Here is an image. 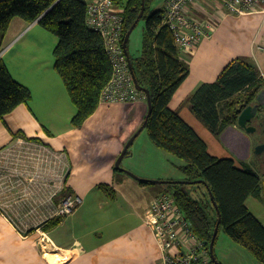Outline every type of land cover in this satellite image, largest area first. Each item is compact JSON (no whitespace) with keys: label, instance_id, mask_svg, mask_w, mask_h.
Segmentation results:
<instances>
[{"label":"crops","instance_id":"1","mask_svg":"<svg viewBox=\"0 0 264 264\" xmlns=\"http://www.w3.org/2000/svg\"><path fill=\"white\" fill-rule=\"evenodd\" d=\"M81 1L90 4L96 0ZM203 6L206 14L190 11L213 22V36L204 39L194 52L180 51L181 59L189 67V75L173 97L170 108L179 112L206 142L212 156L231 159L238 169L255 171L262 180L263 191L261 199H253L264 202V132L256 128L258 121L246 128L238 119V123L215 135L186 103L199 85L215 82L235 59L253 61L264 78V10L237 16L218 12L212 5L203 3ZM165 7L166 3L162 9ZM5 40L0 57L14 80L30 89L32 99L0 120V158H5L7 152L9 157L19 158L10 189L6 185L4 194L0 191V264H162L161 252L145 225L157 195H152L148 204L132 198L133 193H146L147 187H157L153 185L158 183H142L129 175L130 172L116 168L128 140L146 120L149 110L146 98L116 104L123 105L120 109L124 108L129 114L136 113L134 121L128 124L112 128L111 125H89L100 106L105 105L99 104L89 121L81 128H73L71 121L77 109L55 70L57 37L37 22L28 24L17 18L11 23ZM261 95L263 98L264 94ZM259 104L264 108L262 102ZM107 131L111 139H106ZM149 147L153 156L162 157L157 151L163 150L155 145ZM19 149L31 150L35 154L33 161L27 160L24 150L19 153ZM45 156L51 160L46 165ZM135 156V152L130 153L131 158ZM150 161L146 164L144 160V175L132 165L125 168L132 175L152 181L186 180L185 177L175 179L177 177L166 169L167 174L157 171L162 164H156L155 159L150 158ZM2 177L0 174V179ZM19 180L20 185L15 184ZM105 186L113 197L102 189ZM67 189L68 195L65 194ZM159 189L163 194L169 188ZM101 193L111 198L115 206L123 199L134 212L133 222L114 221L108 239H98L99 232L86 239V245L77 238L73 242H63L52 236L72 214L52 231L40 232L56 217L55 210L63 198L76 197L83 202ZM247 207L251 211L249 200ZM68 254L71 256L67 257Z\"/></svg>","mask_w":264,"mask_h":264},{"label":"trees","instance_id":"2","mask_svg":"<svg viewBox=\"0 0 264 264\" xmlns=\"http://www.w3.org/2000/svg\"><path fill=\"white\" fill-rule=\"evenodd\" d=\"M151 2L146 1L141 18L145 21L142 54L136 58L129 55L128 59L137 82L150 94L151 111L146 117L145 130L151 141L185 162L180 170L189 183L168 186L165 193L173 195L192 234L204 247L209 249L221 218L219 233L223 230L231 241L264 264V225L247 207L250 198L261 199L262 180L252 169L241 170L231 159L212 156L206 142L179 112L170 108L173 97L189 75V67L181 59L173 32L164 24L165 8L153 10ZM116 3L122 9L124 43L142 12V0H117ZM87 16L88 4L81 0H0V54L6 33L17 18L28 24L37 22L58 38L54 50L55 70L77 109L71 121L76 129L95 114L101 93L113 75L104 41L88 27ZM261 94H264V78L258 66L239 58L232 60L215 82L199 85L186 103L219 135L238 123L242 111L257 106ZM31 99L30 89L14 80L0 57V120ZM129 154L130 148L126 155ZM102 189L113 197L106 186ZM68 192L65 190L66 195ZM63 220L64 217H55L42 229L50 232ZM217 241L218 237L215 245Z\"/></svg>","mask_w":264,"mask_h":264},{"label":"built area","instance_id":"3","mask_svg":"<svg viewBox=\"0 0 264 264\" xmlns=\"http://www.w3.org/2000/svg\"><path fill=\"white\" fill-rule=\"evenodd\" d=\"M116 1L96 0L88 4L87 25L101 35L113 68L112 78L101 93L100 104L134 103L146 98L135 85L123 47L122 9ZM203 3L206 6L212 5L218 12L226 11L237 16L264 10V0H167L164 24L173 32L176 45L181 51L194 52L204 39L213 36V22L190 11L194 9L200 14H206ZM18 152L23 153L29 161H33L35 157L29 149H19ZM8 155L9 152L5 158H0V174L3 175L0 179V191L3 194L6 185L10 189L15 164L19 161L16 155L13 158ZM37 157L38 160L41 159ZM15 184L20 185V180ZM80 203L79 198L66 197L61 212L70 214ZM145 225L161 252L162 264H213L210 250L192 234L189 223L172 194L163 193L153 201Z\"/></svg>","mask_w":264,"mask_h":264},{"label":"rangeland","instance_id":"4","mask_svg":"<svg viewBox=\"0 0 264 264\" xmlns=\"http://www.w3.org/2000/svg\"><path fill=\"white\" fill-rule=\"evenodd\" d=\"M166 2L167 0H152L151 8L153 10H160L163 8ZM144 33H145V21L141 20L137 24L136 28L134 29L129 39L128 53L133 58L139 57L142 54ZM4 43H6L5 38L2 42L3 47H4ZM120 106L123 105H116V104L101 105L98 113L94 115V117L90 119V121L89 119L87 120L89 121L88 124L91 125L92 127L101 126V125H107V127H109L111 125L112 128L114 125H121L122 123L128 124V121L131 122L134 121L133 116L136 115V113L129 114L127 111H125L124 108L120 109ZM261 110H262L261 114L262 116H264L263 115L264 108H262ZM148 111L149 110H147V115H148ZM256 128H258V130L260 131L262 130L260 125H258ZM136 132L134 133V135L136 134ZM111 138L112 137L110 133L107 131L106 139H111ZM149 146H154V144L151 141L148 132L144 130L138 136L137 141H135V143H133L132 146L130 147V153L135 152L136 156L134 158H131L130 154L127 155L121 163L122 168L125 171H127L125 167H127V165H132V167H135L136 170L139 171V173H142V175H144L143 172L145 171L144 160H146V164H148V162L149 163L151 162L150 161L151 158L156 160V164H162L161 166L162 168L157 169V171L162 170L166 174L168 171L169 174H171L174 178L177 177L175 179H181L185 177L180 170V167L185 165V162L182 159H179L178 157L166 153L164 151H157L161 154L162 157L153 156L151 150H149L150 149ZM155 150H159V149H155ZM130 160H132V163ZM50 162L51 160L45 156V165ZM128 172L131 173V171ZM166 174L163 173V175ZM134 176L139 180L148 181L147 179L139 178V176L137 175ZM183 181L184 180H180V182ZM173 182H179V180L178 181L174 180ZM153 186H157V187H147L146 193H138V192L137 194L133 193L132 196L133 200L135 202H139L140 200L143 201L145 204H148L150 201V197L152 195L154 196L157 195L156 197H159L160 194L163 192L162 189L159 188H164L166 186L172 187L173 185L154 184ZM64 199L65 198H63L59 206H57V209L55 210V215L56 217L58 216L64 217V219L67 218V216H69L70 214L72 215H70L67 220L65 219L66 221L63 225H61L60 227H58L53 231L52 236L56 241L61 240L63 242H73L77 238L80 239L81 242L86 245L85 240L86 239L89 240L91 237L96 236L95 234L99 232L100 235H97V238L105 241L106 239H108L107 236L110 234L109 228L111 227L114 221L130 220L131 222H133V220L135 219L132 208L126 205L123 199H120L119 205L115 206L112 203V199L108 198L107 195L105 194L103 195L102 193L98 195L95 194L89 196L83 202L81 201V203L77 205V207L75 206L76 208L74 207V209L70 214H64L61 212L62 209L61 206L63 204ZM249 205L251 207V211L264 225V202H258L257 200L251 198L249 199ZM125 228L126 226L124 227V229ZM21 229L22 231L28 230L27 228H21ZM40 232H44V230L41 229ZM40 232L37 234L40 235ZM101 235H103V237ZM214 253L216 259L222 264H260L248 250L244 249L243 247L231 241V239L226 235V233L223 230H221L218 235V241L217 244L215 245ZM66 256L68 257L71 255L68 254Z\"/></svg>","mask_w":264,"mask_h":264},{"label":"water","instance_id":"5","mask_svg":"<svg viewBox=\"0 0 264 264\" xmlns=\"http://www.w3.org/2000/svg\"><path fill=\"white\" fill-rule=\"evenodd\" d=\"M146 1H147V0H142V12H141L139 18L137 19V21L134 23V25L131 27V29L128 31V33H127L126 36H125V40H124V43H123V47H124V49H125V51H126L127 56H129L128 49H127V45H128V43H129V39H130L131 34L133 33L134 29L136 28L137 24L139 23V21L141 20V18L143 17V15H144V13H145V4H146ZM129 64H130V68H131V71H132V74H133V77H134V81H135V85H136L137 89H138L140 92L144 93L145 96H146V100H147L148 107H149V113H150V111H151V98H150L149 91L146 90V89H143V88L139 85V83L137 82V79H136V77H135L134 71H133V66H132V64H131L130 61H129ZM261 97H262V95H260V96L258 97V101H259V102H261ZM263 104H264V103H263ZM253 109H254V111H255V115H254V116H256V115H257V111H258V107L255 106V107H253ZM248 110H249V109L245 110V111L243 112V114L240 116V118H239V123H242L243 117L245 116V114L247 113ZM146 126H147V119L145 120V122H144V124L141 126V128L136 132V134H135V135L129 140V142L126 144L124 151L122 152V154L120 155V157L118 158V160H117V162H116V168H117L119 171L124 172V173H129L128 171H125V170L122 168L121 163H122L124 157L126 156L128 150H129V148H130L131 145L133 144V142H134V141L136 140V138H137V137L143 132V130L146 128ZM129 175H131L132 177L136 178V177H135L134 175H132L131 173H129ZM136 179H137V178H136ZM137 180H139V179H137ZM139 181L142 182V183H158V184H165V185H166V184H169V185H170V184H174V185H176V184H188V183H189L188 181H183V182H180V181H179V182H173V181H171V182H169V181H150V180H148V181H145V180H139ZM212 200L214 201V198H213V197H212ZM214 204H215V207H216L217 210H218V213L220 214V211H219V209H218L217 204H216L215 202H214ZM220 223H221V218H219V221H218V223H217V226H216V228H215V232H214V235H213V238H212V242H211V244H210V246H209L210 255H211V260H212L213 264H220V263L218 262V260L216 259V257H215V253H214V251H215V243H216V239H217V237H218V235H219Z\"/></svg>","mask_w":264,"mask_h":264},{"label":"flooded vegetation","instance_id":"6","mask_svg":"<svg viewBox=\"0 0 264 264\" xmlns=\"http://www.w3.org/2000/svg\"><path fill=\"white\" fill-rule=\"evenodd\" d=\"M261 102L264 103V97L261 98ZM261 105V104H259ZM259 105H257L258 107V111H257V115H255V111L253 108L249 109L247 111V113L245 114V116L243 117V120H242V125L245 126L246 125V128H248V126L253 122V121H258L259 122V125L260 127L263 129V132H264V116L261 115V108H259ZM263 106V105H262ZM245 111V110H244ZM241 112L240 116L243 114V112ZM262 132V130H261ZM264 134V133H263Z\"/></svg>","mask_w":264,"mask_h":264},{"label":"bare ground","instance_id":"7","mask_svg":"<svg viewBox=\"0 0 264 264\" xmlns=\"http://www.w3.org/2000/svg\"><path fill=\"white\" fill-rule=\"evenodd\" d=\"M50 251V250H49ZM53 254V253H52ZM51 256V255H50Z\"/></svg>","mask_w":264,"mask_h":264}]
</instances>
